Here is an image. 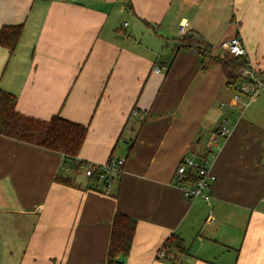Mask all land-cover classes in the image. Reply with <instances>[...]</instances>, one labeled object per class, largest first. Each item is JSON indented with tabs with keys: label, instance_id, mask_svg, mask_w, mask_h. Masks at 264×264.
I'll list each match as a JSON object with an SVG mask.
<instances>
[{
	"label": "crops",
	"instance_id": "1",
	"mask_svg": "<svg viewBox=\"0 0 264 264\" xmlns=\"http://www.w3.org/2000/svg\"><path fill=\"white\" fill-rule=\"evenodd\" d=\"M184 21L215 57L240 35L264 74V0H0V30L23 26L13 54L0 46L17 111L86 126L79 160L125 159L106 194L62 154L0 135V264H107L117 213L137 222L120 264H264V92L237 101L221 64L179 50ZM212 152L211 201H189L177 167ZM175 235L188 253L158 259Z\"/></svg>",
	"mask_w": 264,
	"mask_h": 264
},
{
	"label": "trees",
	"instance_id": "2",
	"mask_svg": "<svg viewBox=\"0 0 264 264\" xmlns=\"http://www.w3.org/2000/svg\"><path fill=\"white\" fill-rule=\"evenodd\" d=\"M22 32V25L4 26L0 30V46L13 54ZM182 48L198 50L204 64L211 62L221 64L227 76L229 88L242 79L241 69L247 67L249 63L245 57H232L228 54L215 57L212 55L211 45L203 40H196L193 36H186L180 40L178 49ZM87 131L86 126L66 120L59 114L54 115L50 120L24 115L16 109L15 96L0 88V135L60 153L69 162L71 170H79L77 159L84 145ZM56 180L66 186L73 185L71 177L59 175ZM136 227L137 222L133 218L121 213L114 216L107 264H120L119 256L130 253ZM164 246L168 252L174 251L179 255L188 253V247L178 235L172 236Z\"/></svg>",
	"mask_w": 264,
	"mask_h": 264
},
{
	"label": "built area",
	"instance_id": "3",
	"mask_svg": "<svg viewBox=\"0 0 264 264\" xmlns=\"http://www.w3.org/2000/svg\"><path fill=\"white\" fill-rule=\"evenodd\" d=\"M127 24H125L126 26ZM189 31V23L181 22L179 33L181 36H186ZM228 55L232 57L247 58V49L243 38L238 35L230 40L222 41L220 44ZM168 70L167 65H159L154 68V72L159 74ZM242 82H237L232 86L235 93V99L240 101L244 97L254 99L264 92V75L250 63L248 66L241 69ZM230 130L228 128V120H224L218 132L214 135L212 145L216 144L219 139L228 137ZM215 154L212 152L207 157L195 159L193 157H184L177 167L175 174V183L182 190L184 197L189 201H194L198 198L211 201V189L216 183L217 178L212 173L210 168ZM79 171L84 176L92 180L94 183H102L105 188V193L108 194L115 180L121 175L125 166V159H111L107 163L98 164L91 161L77 159ZM211 219V218H209ZM168 250L163 246L157 253L158 259H166Z\"/></svg>",
	"mask_w": 264,
	"mask_h": 264
},
{
	"label": "rangeland",
	"instance_id": "4",
	"mask_svg": "<svg viewBox=\"0 0 264 264\" xmlns=\"http://www.w3.org/2000/svg\"><path fill=\"white\" fill-rule=\"evenodd\" d=\"M223 54H224V53H223ZM240 82H242V80H240L239 83H240ZM263 94H264V93H263ZM263 94H262V95H263Z\"/></svg>",
	"mask_w": 264,
	"mask_h": 264
}]
</instances>
